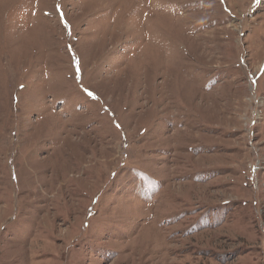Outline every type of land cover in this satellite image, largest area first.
I'll use <instances>...</instances> for the list:
<instances>
[{
  "label": "rangeland",
  "instance_id": "rangeland-1",
  "mask_svg": "<svg viewBox=\"0 0 264 264\" xmlns=\"http://www.w3.org/2000/svg\"><path fill=\"white\" fill-rule=\"evenodd\" d=\"M0 264H264V0H0Z\"/></svg>",
  "mask_w": 264,
  "mask_h": 264
}]
</instances>
